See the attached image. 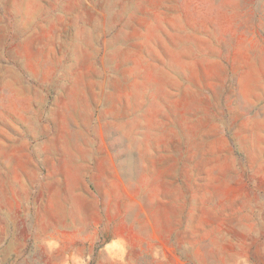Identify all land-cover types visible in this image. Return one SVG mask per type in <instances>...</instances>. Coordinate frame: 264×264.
<instances>
[{"label": "rangeland", "instance_id": "1", "mask_svg": "<svg viewBox=\"0 0 264 264\" xmlns=\"http://www.w3.org/2000/svg\"><path fill=\"white\" fill-rule=\"evenodd\" d=\"M0 264H264V0H0Z\"/></svg>", "mask_w": 264, "mask_h": 264}, {"label": "bare ground", "instance_id": "2", "mask_svg": "<svg viewBox=\"0 0 264 264\" xmlns=\"http://www.w3.org/2000/svg\"><path fill=\"white\" fill-rule=\"evenodd\" d=\"M75 27V26H74ZM76 28V27H75ZM78 28V27H77ZM77 28H76V32L74 34V38L72 39V43H69L67 44L66 46L64 45L63 46V51L66 52L67 50H69L68 52L71 53V52H76L79 50V46L76 45V39L78 38L79 36V33L77 32ZM65 49V50H64ZM33 132V131H32ZM37 133V132H36ZM32 135V134H31ZM33 137H36V136H33ZM86 228V227H85ZM83 230V229H82ZM85 231V230H84Z\"/></svg>", "mask_w": 264, "mask_h": 264}]
</instances>
